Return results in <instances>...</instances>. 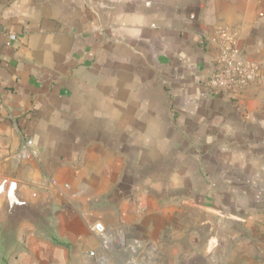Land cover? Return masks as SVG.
Here are the masks:
<instances>
[{
	"label": "crops",
	"instance_id": "obj_1",
	"mask_svg": "<svg viewBox=\"0 0 264 264\" xmlns=\"http://www.w3.org/2000/svg\"><path fill=\"white\" fill-rule=\"evenodd\" d=\"M2 180L0 264H264V0H0Z\"/></svg>",
	"mask_w": 264,
	"mask_h": 264
},
{
	"label": "built area",
	"instance_id": "obj_2",
	"mask_svg": "<svg viewBox=\"0 0 264 264\" xmlns=\"http://www.w3.org/2000/svg\"><path fill=\"white\" fill-rule=\"evenodd\" d=\"M11 39H15L12 35ZM259 79L258 69L240 57L236 49L225 50L219 58V66L207 77L205 83L210 90L215 91H235ZM32 141H26V151L23 155L28 156L31 153L30 146ZM91 230L100 236L104 235L105 227L101 223H95ZM105 243V242H103Z\"/></svg>",
	"mask_w": 264,
	"mask_h": 264
},
{
	"label": "water",
	"instance_id": "obj_3",
	"mask_svg": "<svg viewBox=\"0 0 264 264\" xmlns=\"http://www.w3.org/2000/svg\"><path fill=\"white\" fill-rule=\"evenodd\" d=\"M19 191V185L14 181L0 182V204L12 222L33 217L36 209L29 201L21 197Z\"/></svg>",
	"mask_w": 264,
	"mask_h": 264
},
{
	"label": "rangeland",
	"instance_id": "obj_4",
	"mask_svg": "<svg viewBox=\"0 0 264 264\" xmlns=\"http://www.w3.org/2000/svg\"><path fill=\"white\" fill-rule=\"evenodd\" d=\"M130 262H131V260H129V264H131Z\"/></svg>",
	"mask_w": 264,
	"mask_h": 264
}]
</instances>
